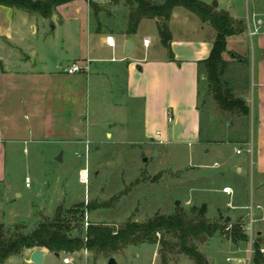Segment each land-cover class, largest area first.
Wrapping results in <instances>:
<instances>
[{"label":"rangeland","instance_id":"374dc122","mask_svg":"<svg viewBox=\"0 0 264 264\" xmlns=\"http://www.w3.org/2000/svg\"><path fill=\"white\" fill-rule=\"evenodd\" d=\"M164 1L155 0L157 4ZM119 11L116 25L124 19L125 10L120 8ZM151 21L147 20L143 25V31L146 25L147 28L154 25ZM103 25L110 26L107 22ZM67 34L68 24L57 30L48 23L39 27L38 39L42 36L53 39L54 46L38 48L40 54L48 58L49 72L57 73L61 60L68 64L69 57L62 47L63 36ZM29 39L38 42L35 36L30 35ZM139 40L137 37L136 41ZM150 51H164V48L156 42ZM30 64L33 65L32 61ZM229 71H236L237 83L242 88L241 84L250 73L248 65L236 64ZM145 78L147 91L153 89L147 106L149 131H169L160 107L181 92L155 90L159 87V79L148 70ZM228 82L233 84L229 79ZM65 84L78 87L68 82ZM26 87L30 89L31 85L26 84ZM40 87L42 90L46 85L41 82ZM238 90L234 87L237 96ZM24 94L17 97L23 98L22 103L21 99L17 102L18 108L23 109L22 125L28 124L36 110H45L48 99L42 91L38 98L27 90ZM84 103L91 138L78 146L75 154L78 159L67 157L64 163H59L57 157L63 152L68 156L71 154L67 145L60 142L27 140L6 144V180L0 184V223L12 229L24 225L26 231H30L43 217L54 219L59 205L63 204L64 208L72 204L97 206L87 212L85 224L79 225L75 232L78 235L84 234L89 223H105L119 229L129 222L145 223L157 215L172 214L178 208L188 210L206 204L210 221L224 229L205 243L198 244V249L207 255L209 264H255L258 249L264 255V174H257L251 152L256 134L253 115L233 116L220 111L213 101H206L202 106V136L213 143L192 147L163 143L156 136L142 139L144 114L141 100L128 101L123 89L112 82L98 87L90 80ZM113 105L117 113L113 111ZM117 116L123 122L121 128L94 126L95 119L107 123ZM213 121L215 128L210 132ZM206 147L211 151L203 154ZM238 149L242 153L238 154ZM215 162L219 163L218 167ZM84 171L88 173L87 183L81 181ZM225 186L232 188L231 194L223 192ZM230 218L235 221L232 230L240 225V230L248 233L246 241H235L230 231H226L231 225ZM242 223L246 224L247 230L241 228ZM162 253L167 256V264H195L183 254L162 250L160 243L130 246L114 254V258L118 264H164ZM64 256L48 255L45 264H64ZM84 257L80 254L72 259L75 264H84ZM87 257V264H108L111 259L93 252ZM5 264L28 263L19 255Z\"/></svg>","mask_w":264,"mask_h":264},{"label":"crops","instance_id":"0c3cea01","mask_svg":"<svg viewBox=\"0 0 264 264\" xmlns=\"http://www.w3.org/2000/svg\"><path fill=\"white\" fill-rule=\"evenodd\" d=\"M199 1L211 6L216 2L217 6L213 7L217 11H226L235 20L244 23V31L228 39L227 51L223 57L229 64L226 79L232 81L233 84L229 83L233 90L234 87L239 89L238 97L244 99L249 106L248 117L252 115L254 117L256 134L251 149L255 157L257 174L260 176L264 174V27H261L256 34L252 33L257 21L264 20V0ZM98 5L100 12L95 15L87 0H76L57 7L49 19L17 8L0 6V184L6 180V144L9 142L27 140L60 142L67 145V150H70L71 154L68 156L65 154L67 152H63V161H58L59 163H64L67 157L78 159L75 155L79 150L78 146H82L91 138L84 103L85 90L90 80H93L98 87L103 83L112 82L123 89L128 101L141 100L144 114L142 139L156 136L163 143L178 146L188 144L192 147L213 143L209 140L207 142L201 140L198 63L210 56L217 32L188 10L175 9L170 21L171 52L175 57V60H171L170 50L161 42L157 20L151 21L154 24L151 28H147L146 25L145 31L142 28L147 24V19L143 20L137 32L130 34V8L124 2L114 4L102 0ZM120 8L125 10L124 19L123 22L119 19L121 23L116 25V22L118 23L116 19L120 18ZM103 22H107L110 26H104ZM46 23L53 30L68 24V34L62 39V47L66 49L69 57L68 64H64V60H61L57 73L49 72L48 58L38 51L39 46H54L51 37L42 36L40 39L37 37L39 27ZM30 35L35 36L38 42H30ZM137 37H140L139 42L136 41ZM109 38L114 46L108 44ZM145 40L151 42L149 47L144 45ZM129 41L133 43L131 53L127 50ZM156 42L164 48V51H150ZM233 53L242 57V60L234 58ZM30 61L33 63L32 66ZM75 62L84 65L85 70L73 75L66 74L63 68ZM236 64H247L250 69L245 83L241 84L242 88H239L240 84L237 83L236 71H229ZM39 65H41L40 69L37 68ZM147 70L156 74L159 79V87L155 90L160 92L161 89L167 93L169 90L181 92L179 96L164 101L160 107L169 131L156 129L155 132H150L147 126L148 97L153 90L147 91L145 81ZM41 82L46 85L42 90ZM65 82L78 87H71V84L66 85ZM26 84L31 85L30 89ZM25 90L37 98L42 91L48 99L45 110L42 112L36 110L32 113L28 124L22 125L20 119L24 117L23 109L18 108L17 102L21 99L22 103L23 98L17 97H23ZM112 108L114 112L117 110L114 105ZM169 115L172 116V122H169ZM93 121L95 127L106 125L110 128H121V124L123 125L120 117L107 123L99 119ZM210 151L209 147L202 150L203 154H208ZM214 165L218 167L219 163L215 162ZM222 190L226 194H231L233 191L228 186ZM76 205L79 204L65 208ZM230 205L231 202L228 203V206ZM59 207L64 208V205ZM234 222L231 219V225ZM30 251H25L21 256L26 258L28 264H33L31 262L33 251ZM43 251L45 253L43 264H45L47 256L54 253ZM80 254L85 256L83 261L87 264L88 252L83 251L66 257L71 256L72 264H75L72 257ZM61 255L65 254L61 253Z\"/></svg>","mask_w":264,"mask_h":264},{"label":"trees","instance_id":"16d2710c","mask_svg":"<svg viewBox=\"0 0 264 264\" xmlns=\"http://www.w3.org/2000/svg\"><path fill=\"white\" fill-rule=\"evenodd\" d=\"M73 1L76 0H0V6L17 8L49 19L57 7ZM87 1L95 15H98V2L102 0ZM106 1L114 4L124 2L130 8V34L137 32L143 20H157L161 42L170 50L171 60H175V57L171 52L170 21L175 9L188 10L217 32L210 56L198 63V110L201 114L202 141L212 142L202 136V106L206 101H213L220 111L233 116L250 115L246 101L235 95L226 79L229 64L223 57L227 51L228 39L244 31L243 21H237L228 12L217 11L213 6L199 0H165L162 4H157L155 0ZM232 56L242 60L235 53ZM214 123L213 121L210 126V132L215 128ZM96 207L91 204H79L69 209L59 207L54 219L43 217L30 231H26L24 225H17L12 229L0 223V264H5L10 258L22 255L27 250L35 249L65 255L93 252L110 259L130 246L145 243H160L162 250L183 254L195 264H209L207 255L198 249V244L205 243L217 232L224 230L219 224L210 221L208 207L203 204L188 210L178 208L172 214L157 215L145 223L129 222L119 229L105 223H89L84 234L75 235L78 226L85 224L87 212L95 210ZM229 234L235 241L248 239V235L240 230V225H236ZM162 259L167 264L166 254L162 253ZM254 260L255 264H264V255L260 253V249Z\"/></svg>","mask_w":264,"mask_h":264},{"label":"built area","instance_id":"2783aa9c","mask_svg":"<svg viewBox=\"0 0 264 264\" xmlns=\"http://www.w3.org/2000/svg\"><path fill=\"white\" fill-rule=\"evenodd\" d=\"M261 27H264V20L263 21H257L256 28L254 29L252 34H256L260 30ZM150 43L151 42L149 40H145L144 41V45L146 47H149ZM108 44L110 46H114V43L111 41L110 38L108 39ZM85 68L86 67L84 65H82L80 62H75V63H72V64H70L68 66H65L63 68V70H64V72L66 74L73 75V74H76V73H81L83 70H85ZM172 120H173L172 116L169 115V122H172ZM251 152H252V150H251ZM237 153L240 154V153H242V151L238 149ZM81 181L83 183H87V181H88V173L87 172L86 173H82ZM27 186H29V184H27ZM232 228H233V225H229V226L226 227V231H230L231 232ZM241 228H243L244 230H247L246 229V225H244V224H241ZM251 239H252V231H251ZM70 258H71V256H67L66 258H64V263L65 264H72V260ZM227 261H231V259H228Z\"/></svg>","mask_w":264,"mask_h":264},{"label":"water","instance_id":"95a60500","mask_svg":"<svg viewBox=\"0 0 264 264\" xmlns=\"http://www.w3.org/2000/svg\"><path fill=\"white\" fill-rule=\"evenodd\" d=\"M214 7L217 6V3L215 2L213 4ZM127 50L131 53L133 50V43L131 41L128 42L127 44ZM63 155L61 154L58 158L57 161L62 162L63 161ZM55 256L60 257L59 253H54ZM45 261V253L43 250L41 249H35L33 250L32 254H31V262L33 264H43ZM108 264H118L117 260L113 257L109 260Z\"/></svg>","mask_w":264,"mask_h":264},{"label":"bare ground","instance_id":"6f19581e","mask_svg":"<svg viewBox=\"0 0 264 264\" xmlns=\"http://www.w3.org/2000/svg\"><path fill=\"white\" fill-rule=\"evenodd\" d=\"M86 172H87V171H84V173H86ZM227 191H230V190L227 189Z\"/></svg>","mask_w":264,"mask_h":264}]
</instances>
